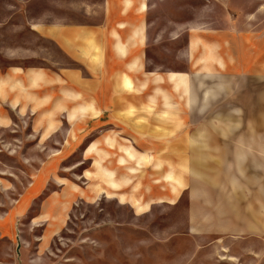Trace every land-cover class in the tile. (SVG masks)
Here are the masks:
<instances>
[{
	"label": "crops",
	"instance_id": "obj_1",
	"mask_svg": "<svg viewBox=\"0 0 264 264\" xmlns=\"http://www.w3.org/2000/svg\"><path fill=\"white\" fill-rule=\"evenodd\" d=\"M56 2L27 21L58 67H0V237L28 221L47 246L78 201L140 216L188 191L189 223L264 240V0Z\"/></svg>",
	"mask_w": 264,
	"mask_h": 264
},
{
	"label": "rangeland",
	"instance_id": "obj_2",
	"mask_svg": "<svg viewBox=\"0 0 264 264\" xmlns=\"http://www.w3.org/2000/svg\"><path fill=\"white\" fill-rule=\"evenodd\" d=\"M33 1L0 0L2 68L11 65L58 67V62L52 63L44 55L33 54L36 49L42 50L43 42L37 39L27 20L33 17L35 10L40 13L45 6L43 0H37L36 5ZM48 1L52 10L58 13L61 8L56 2L58 0ZM75 1L78 0H65L66 8L61 9L67 13V20H89L85 5L76 9ZM91 1L83 0L88 4ZM16 2L20 3L19 6ZM12 3L16 5L12 6ZM12 13H21L22 16L17 15L12 20ZM13 26L15 31H11ZM16 37L18 41L13 40ZM52 50L57 52L53 47ZM12 52L19 56L11 58ZM28 52L31 55H27ZM79 154L64 162L67 166L62 172L70 177H73V172L82 173L88 165L77 167ZM74 178H78L80 184L86 182L79 180L80 177ZM199 193L202 192H195V198L201 199L197 197ZM209 193H214L215 200L218 199L216 192H204L206 195ZM180 197V202L172 205L147 207L148 212L140 216L119 205L116 198L101 197L95 203L78 201L72 206L65 227L47 246L37 242L42 227L29 228L28 221L23 223V230L14 241L0 237V264H264V240L252 238L250 222L231 224L233 229H227L226 224L213 220L199 226L191 224L187 217L188 191ZM211 209L217 211L216 207ZM36 211H39L38 203L32 212ZM214 217L217 219L218 216Z\"/></svg>",
	"mask_w": 264,
	"mask_h": 264
}]
</instances>
